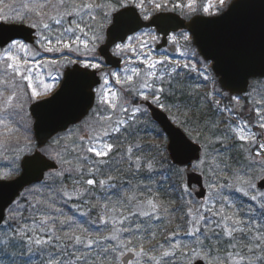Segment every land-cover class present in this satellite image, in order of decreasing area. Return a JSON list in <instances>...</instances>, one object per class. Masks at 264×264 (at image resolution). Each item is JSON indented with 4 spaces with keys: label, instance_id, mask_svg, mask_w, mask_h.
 I'll use <instances>...</instances> for the list:
<instances>
[{
    "label": "rangeland",
    "instance_id": "374dc122",
    "mask_svg": "<svg viewBox=\"0 0 264 264\" xmlns=\"http://www.w3.org/2000/svg\"><path fill=\"white\" fill-rule=\"evenodd\" d=\"M231 1L186 0L184 4L178 2L177 8L180 14L187 17L199 14L201 8V14L213 16L224 12ZM169 3L170 0H138L133 4L145 19H149L157 12L171 11ZM118 8L120 6L114 0H0V22L26 24L36 28L38 36L34 44L17 40L0 48V179L15 178L20 173L22 157L38 148L30 105L59 88L68 66L81 64L103 70L102 83L96 88L99 108H95L93 118L71 127L65 135L55 137L54 142L64 138L69 141L77 139L89 151L97 154L107 152L104 137L108 132L124 127L126 116L140 119L142 114L149 115L138 101L134 104V99L151 100L166 111L193 141L203 146L201 159L194 162L191 168L204 177L207 189L204 199H198L188 188L185 168H181L190 215L199 208L209 211L218 202L224 203L219 210H225L228 228L232 231L242 230V223H248L245 214H251L257 203L264 205V192L256 187L258 180L264 177V78L253 79L245 95L228 93L219 84L212 63L198 53L191 35L186 31L170 36L172 44L178 47L176 53H171L168 49H155V43L160 40L155 29L142 30L113 48L114 54L123 58V67H107L98 53V47L105 41L106 28ZM100 109L106 110L98 116ZM145 132L142 139L132 145L130 152L136 155L131 159L139 163L146 161L140 153L144 149L146 153H149L148 149H159V157L167 156L166 135H158L153 129ZM234 142L241 143L245 168L225 167L231 172L225 187L223 180L221 183L213 180L209 164L215 159L212 156L216 144L220 143L224 152L231 153ZM163 144L165 150L160 148ZM54 146L40 149L57 162H64L67 155L55 153ZM252 148L253 153H249ZM150 166L151 163L146 164V168ZM255 175L256 179L253 177ZM47 178H50V173ZM220 186L223 188L220 189ZM235 187L243 189L245 201L222 197ZM129 194L127 190L122 193L124 197ZM139 196L143 200L153 199L145 194L134 198ZM93 203L99 205L100 197H95ZM156 204L159 206L158 212L167 222L187 228L188 223L182 215L161 207L159 200ZM215 210L218 211L217 208ZM107 217L108 210L103 204L102 221L106 222ZM254 224H257L256 220L249 222L244 229L245 234L250 231L255 233ZM31 226L23 224L21 229L42 230L44 227L37 223ZM1 228L6 235L2 243H8L13 234L9 232L7 223ZM230 229L227 231L230 232ZM48 233L52 236L54 231L48 230ZM153 235L154 231L148 232L144 238ZM111 237L117 242L120 234L116 232ZM260 238L261 235L250 237L254 243ZM177 242L176 248L180 249V242ZM170 251L167 249V254ZM126 252L128 250L121 257ZM135 253L136 257L130 264H141L143 256ZM197 259H203L207 264H228L209 249L203 252L193 248L182 253L180 264H193ZM229 262L258 264L257 257L249 256L244 260L236 255Z\"/></svg>",
    "mask_w": 264,
    "mask_h": 264
},
{
    "label": "trees",
    "instance_id": "16d2710c",
    "mask_svg": "<svg viewBox=\"0 0 264 264\" xmlns=\"http://www.w3.org/2000/svg\"><path fill=\"white\" fill-rule=\"evenodd\" d=\"M114 1L123 7L138 0ZM178 2L184 4L186 0H170V9L178 12ZM198 13H202V8ZM137 101L135 98V105ZM95 108H99L97 103L85 120L93 118ZM104 110L100 109L98 116L103 115ZM125 122L124 127L104 137L107 152L89 151L77 139L64 138L55 143L54 137L48 142L46 146L55 145L54 152L67 157L59 163L58 170L50 172V178L27 188L9 209L5 222L13 236L8 243H2L6 235L0 227V263L120 264L126 250H135L143 256L141 264H180L182 253L193 248L203 252L209 249L228 264L235 255L244 260L249 256L257 257L258 264H264V205L257 203L252 214H245L251 223L258 221L254 224V234L251 231L245 234L246 222L242 223V230L228 228L225 210H219L224 203L218 202L209 211L199 208L190 215L182 170L172 164L168 155L159 157V149H148L149 153L144 149L140 153L146 161L139 163L131 159L136 155L130 152L131 147L146 134L145 130L153 129L158 135L163 134L162 130L145 114L140 119L126 116ZM63 134L66 132L56 137ZM160 148L166 149L164 144ZM214 149L212 157L215 159L208 166L213 180L217 183L223 180L226 187L231 172L225 167L245 168V153L238 142H234L231 153L224 152L220 143ZM253 151L254 148L249 153ZM147 163H151L149 168H146ZM253 177L256 179V175ZM125 190L130 192L128 197L122 195ZM144 194L153 199L134 198ZM97 196L99 205L93 203ZM222 197L245 201V193L239 187L225 192ZM158 200L161 207L182 215L187 228L167 222L158 212ZM103 204L108 210L106 222L102 221ZM34 223L44 225L43 229H21L23 224L32 227ZM48 230H53L54 234L51 236ZM153 231L151 238H144ZM116 232L120 234L117 242L111 237ZM256 235L262 238L254 243L250 237ZM177 241L180 249L176 248ZM167 249L171 250L168 254Z\"/></svg>",
    "mask_w": 264,
    "mask_h": 264
},
{
    "label": "water",
    "instance_id": "95a60500",
    "mask_svg": "<svg viewBox=\"0 0 264 264\" xmlns=\"http://www.w3.org/2000/svg\"><path fill=\"white\" fill-rule=\"evenodd\" d=\"M145 28H155L162 35V41L156 44L157 49L168 45V36L172 32L189 31L200 55L212 61L220 85L232 94H245L253 78H264V0H233L219 15L197 14L189 20L172 11H161L145 20L136 6L123 7L113 14L112 23L106 30V40L98 48L106 64L121 68L122 58L112 53L113 46ZM36 31L26 24L0 22V47L16 40L33 44L37 39ZM170 49L176 51L175 46ZM99 73V70L80 64L69 66L64 71L60 87L52 95L31 104L34 136L39 146L89 115L96 102L95 88L101 84ZM141 104L148 107L153 120L168 137L171 162L186 168L188 186L194 188L197 198L203 199L207 194L203 176L190 168L193 162L200 160L202 146L151 101H141ZM58 168L55 160L36 149L22 158L21 173L16 178L0 179V226L6 219L8 208L25 188L42 182L49 171ZM257 186L264 190V178ZM134 257L135 254L129 252L122 261L129 264ZM194 264L206 263L199 259Z\"/></svg>",
    "mask_w": 264,
    "mask_h": 264
},
{
    "label": "flooded vegetation",
    "instance_id": "af4514ba",
    "mask_svg": "<svg viewBox=\"0 0 264 264\" xmlns=\"http://www.w3.org/2000/svg\"><path fill=\"white\" fill-rule=\"evenodd\" d=\"M181 32H183V31H181ZM178 33H180V32H178ZM170 44H172L171 40H170Z\"/></svg>",
    "mask_w": 264,
    "mask_h": 264
}]
</instances>
